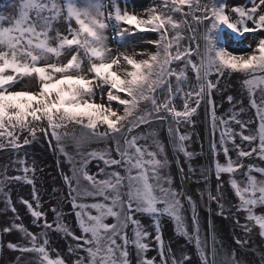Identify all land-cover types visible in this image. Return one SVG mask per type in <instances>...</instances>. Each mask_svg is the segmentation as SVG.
<instances>
[{"label": "snow or ice", "instance_id": "6c2138e0", "mask_svg": "<svg viewBox=\"0 0 264 264\" xmlns=\"http://www.w3.org/2000/svg\"><path fill=\"white\" fill-rule=\"evenodd\" d=\"M7 7L12 11H0V150L17 154L11 163L22 174L9 175L7 165L0 171V211L12 213L0 228V257L18 254L5 264H133L132 249L135 264H195L183 250L177 257L165 245L164 217L179 235L195 241L200 264H245L235 250L229 258L217 247L211 222L209 253L200 235L197 201L183 190L190 177L180 156L188 173L195 174L197 153L189 150V129L203 107L211 127L212 164L200 171L208 202H215L216 215L231 220L245 235L255 227L264 240V211H256L264 209V166L256 162H264V0H160L140 12L130 9L128 0H12ZM237 83L256 111L255 132L248 129L253 121L241 119L243 102L231 94ZM217 95L232 105L227 118L217 115ZM162 128L168 145L160 139ZM41 138L71 165L72 174L61 169V176L74 227L55 205L49 222L35 187V161L29 165L27 153L20 155ZM244 142L250 150L241 146ZM69 143L75 155L68 151ZM93 143L103 147L88 149ZM168 146L183 177L179 191L169 171L173 159ZM244 158H249L247 164ZM93 160L97 171L90 173ZM213 172L215 195L209 187ZM13 183L32 185L31 200L21 197L20 203L39 231L23 223L8 189ZM226 185L238 200L228 207ZM185 200L194 235L187 228ZM138 214L151 219L154 236ZM50 231L70 239L67 260L58 251L50 256ZM13 233L19 240L5 242ZM150 237L158 258L147 256ZM235 243L244 248L248 241L235 236Z\"/></svg>", "mask_w": 264, "mask_h": 264}, {"label": "rangeland", "instance_id": "374dc122", "mask_svg": "<svg viewBox=\"0 0 264 264\" xmlns=\"http://www.w3.org/2000/svg\"><path fill=\"white\" fill-rule=\"evenodd\" d=\"M152 1L153 0H128V7L130 9H134L137 12H140L143 9L151 6ZM156 1L158 3L160 2V0H156ZM11 2L12 0H0V11L11 12L12 9L7 7V5ZM228 2L231 4H239V3H244L245 0H228ZM141 35H144L147 39L155 38V34L153 33H144ZM113 47H115V45H113ZM140 47L141 48L147 47L152 51L155 50L149 45H141ZM137 50L140 49L138 48ZM231 94L236 98V100H241L243 102L242 107L244 108V112L241 114V119L245 121H253V123L248 125V129H250L252 132H255L259 122L256 119L255 109L252 108L251 105L249 104L247 92H243V94H241V91L239 89V84L237 83L234 89L231 90ZM215 99L218 102L217 115L218 116L223 115L227 118L228 110L232 107V105H230L226 100L221 101L218 95L215 97ZM256 100L257 103L260 102L259 93H257L256 95ZM240 106L241 105H237V108L239 109ZM195 119H196L195 127L189 129L193 135V140L190 144L189 150L197 153L195 158L192 160V166L193 168L196 169L195 174L188 173V164L184 162V158L182 155L180 156V163L183 164L185 173H187V175L190 177L189 179L183 182V190L188 195H191L193 200L197 201V212L199 216L200 235L202 238L207 240L208 251L210 253L212 247V241H213V232L209 230V222H211V224L214 226L215 239L218 241L217 247L218 248L222 247L223 253L227 254L229 258L231 257L232 251L235 250L236 258L244 261L245 264H264V260H262V257H264V240H262L258 236V229L254 227L253 232L251 234L245 235V233H243L240 228H237L233 225L231 220L223 219L221 216L216 215L217 205L215 204V202H212L211 204H209L208 202L207 191L205 190L204 182L200 176V171L202 168L209 167L212 164L211 153L209 151V146L211 142L210 120L208 115L205 113L203 107L199 109V114ZM234 127L237 132L240 131L239 126L234 125ZM245 134H248V131H245ZM160 139L166 145H168L166 128H162L160 130ZM216 140L217 142L219 141V129L217 130L216 133ZM236 143L237 144L241 143L239 137H237ZM241 146L246 149L248 147V144L247 142H244L243 145ZM96 147H103V144L93 143L87 146L88 149L96 148ZM229 147L231 149V145H229ZM68 151L73 155H75L76 153V149L71 143L68 144ZM167 151L169 154V158L173 159V163L169 171L174 177V187H176V189L179 191L181 190V182L183 177L178 173L177 165L174 161V158L172 157V149L170 146L167 147ZM24 152H26L28 155L29 165L32 164L33 160L35 161L36 164L35 187L41 197L42 210L47 211L48 213L47 218L49 222L53 220V215L50 211V208L55 205L58 209H60L63 213H65V223L68 224L70 227H74L75 220H74V215L72 214L71 200L65 199V197H67L68 187L64 183V180L60 175L59 168L57 167V161L59 159L62 170L69 176L72 174L71 165L58 152H54L52 148L49 147L47 141L44 140L43 138H41L38 141H33L30 145L25 146L22 152L20 153V155H23ZM113 154L115 155V153ZM16 155H17L16 153L10 150H0V171L3 170L5 165H7L9 175H21L22 173L16 172L14 166L11 163V161L16 158ZM231 156L234 160L236 159L235 151H231ZM219 157L218 159L220 160L221 163L225 162V158L222 152ZM77 159H79V157H77ZM248 162H249V158H244V163L247 164ZM256 162L259 163L260 166H264V162H260V161H256ZM96 165L97 163L95 160H93L89 164L88 170L90 173H95L97 171ZM101 166H103L102 163ZM242 171L243 170H241V172ZM29 175L32 174L30 173ZM236 178L238 180H242L243 176L241 173H237ZM223 179L227 181L228 179L227 175H225ZM209 187L212 189L214 195L217 194L215 191L216 178L214 172L212 173V178ZM8 189L11 191V199L15 204L19 212V215L23 218V223L27 227H29L31 231L34 232L39 231L40 229H38L35 225H33L32 218L28 214L25 206L20 203L21 197L31 200L32 185H28L24 183H13V184H9ZM53 189L56 190L55 194L53 192ZM200 192H204L203 200L200 199ZM56 194L59 195V199L56 198ZM224 195L226 200L229 202V204L226 205V207L238 203V200L235 197L234 193L227 185ZM3 200H4L3 196H0V209H3L4 207ZM86 202H91V198H88ZM184 205H185L184 214L187 217V228L189 232L194 235L195 225H193L192 223V212L190 207L188 206L187 200L184 201ZM256 211L260 212V211H264V209L258 208ZM207 212L209 213V215L207 216L208 219H204V216L201 215L202 213H207ZM11 216L12 213L10 211L7 213L0 211V228L4 227L7 223L10 222L9 217ZM108 222L112 223L113 221L110 219ZM141 222L144 226L147 225L145 221H141ZM241 222L242 223L244 222L243 216H241ZM161 227L162 229H166V227H168L170 230L176 232L174 223L167 217L162 218ZM232 229L234 230V232L235 231L236 232L232 233L231 231ZM76 230L78 232L77 235H79L80 233L78 228ZM129 235L131 236V229H129ZM235 236H240L242 239H246L248 241V244L244 248L239 247L235 243ZM8 240L14 242L18 241L19 234L13 233L7 235L5 237V242H7ZM49 240L50 242H53L52 244L56 246L55 247L56 251H53L54 247L51 246L50 243L49 245L50 255L53 252L54 253L53 256L56 257L58 251L59 254L67 260L70 255L68 253V246L70 243V239L64 238L62 233H56L50 231ZM190 244L192 246V249L197 251L195 246V241L193 240L192 242H189V245ZM183 251L185 252V250ZM16 255L18 254L12 252L5 253V255L0 257V264H5V261L14 259ZM187 255H189L195 261V264H200L199 253L197 256H195L194 253L191 254L192 256L190 254ZM131 258L133 264H135L134 249L131 250Z\"/></svg>", "mask_w": 264, "mask_h": 264}, {"label": "trees", "instance_id": "16d2710c", "mask_svg": "<svg viewBox=\"0 0 264 264\" xmlns=\"http://www.w3.org/2000/svg\"><path fill=\"white\" fill-rule=\"evenodd\" d=\"M154 2L155 3H158L156 0H153L151 6L153 5ZM178 105H179V102H178ZM245 150H250L249 145H248V147ZM230 155H231V152H230ZM58 168H59L60 175H61V169L62 168H61V166H59ZM67 194H68V192H67ZM138 218L141 219V221H145L146 222L147 225L145 227L149 231H151L152 234H153V236H154L155 233H154V229L152 227V221H151V219L149 217H147V216H145V217L144 216H139V214H138ZM162 234H163V239H164L165 245H170L171 248L173 249V251L176 253L177 257H179V255H180V250H185V253L186 254H190L191 255V254L194 253L195 256L198 255L197 251L194 250V249H192L191 244L189 245V241L185 237L177 234V232H175L173 230H170L168 227H166V229H162ZM148 242L150 243V249L151 250L147 253V256L149 258H151L153 256H156L158 258L157 251L155 250L156 245H155L154 240H152V238L150 237ZM50 243H51V246L54 247L53 249H55L56 246L54 244H52L53 242H50ZM53 254L54 253L52 252V254H51L52 256L51 255L50 256L52 258H55V256H53Z\"/></svg>", "mask_w": 264, "mask_h": 264}, {"label": "bare ground", "instance_id": "6f19581e", "mask_svg": "<svg viewBox=\"0 0 264 264\" xmlns=\"http://www.w3.org/2000/svg\"><path fill=\"white\" fill-rule=\"evenodd\" d=\"M209 212H210V211H209ZM208 215H209V213L207 212V213H202L201 216H204V219H208V218H207ZM214 215H215V214H214ZM220 221H221V220H220ZM76 231H77V230H76ZM231 231H232V233H235V232H236V231L234 232L233 229H232ZM77 234H78V232H77Z\"/></svg>", "mask_w": 264, "mask_h": 264}]
</instances>
